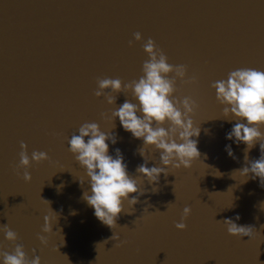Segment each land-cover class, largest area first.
I'll use <instances>...</instances> for the list:
<instances>
[{
    "label": "water",
    "instance_id": "1",
    "mask_svg": "<svg viewBox=\"0 0 264 264\" xmlns=\"http://www.w3.org/2000/svg\"><path fill=\"white\" fill-rule=\"evenodd\" d=\"M135 32L143 39L129 47ZM149 37L170 64L187 65L186 79L197 78L191 85L177 80L174 96L198 104L192 119L200 135L193 139L201 156L190 168L161 174L158 184L136 172L144 163L138 152L143 140L125 131L119 118L113 128L100 115L110 117L125 99L138 101L131 92L112 93V105L94 95L97 77L127 83L142 75ZM238 68L264 71V0H0V225L16 231L15 243L29 259L39 255L41 264H264V187L259 178L240 174L247 146L226 139L236 121L223 117L211 86ZM84 122L117 135L116 144L107 141L109 154L121 150L144 191L136 204L123 202L114 229L82 198L85 190L91 194L90 178L68 141ZM21 141L29 157L44 151L50 158L31 162L30 182L23 168L16 171ZM229 144L236 159L225 151ZM146 152L148 166H160L159 151ZM260 155L257 143L248 156ZM185 206L192 211L179 230ZM45 215L48 233L42 231ZM229 218L254 226V238L230 235L222 222ZM113 233L127 243L116 247ZM14 248L0 231V251Z\"/></svg>",
    "mask_w": 264,
    "mask_h": 264
},
{
    "label": "clouds",
    "instance_id": "2",
    "mask_svg": "<svg viewBox=\"0 0 264 264\" xmlns=\"http://www.w3.org/2000/svg\"><path fill=\"white\" fill-rule=\"evenodd\" d=\"M133 37V40L128 41L129 47L143 39L140 32L133 33ZM143 49L149 58L143 62L142 75L138 79L124 83L120 78L97 77V89L94 95L104 96L107 104L112 105L116 104L117 100V96L112 93L131 92L138 101L133 103L125 99L122 105L111 111L110 117L107 113L100 115L102 119H111L113 128H115V120L119 118L125 131L130 132L134 138L143 140V146L138 152L144 158V163L137 166L136 172L149 183L158 184L161 174L167 176L169 169L190 168L192 162L201 156L197 147L198 140L193 139L200 135V128L194 127L192 119L198 104L190 96L182 98L174 96L178 91L177 80L181 84L191 85L197 83V78L193 75L186 79L187 65L170 64L168 56L151 37L143 44ZM211 86L216 90L217 101L223 106V117L227 120H233L229 117H234L236 121L226 133V139L234 140L237 145L244 143L247 146L244 149L245 166L238 169L240 174L247 177L251 174L252 179L259 178L260 185L264 187V132L260 130L261 126H264V71L255 68H238L230 71L227 79L215 81ZM109 89L111 91H106ZM107 141L116 144L117 135L113 131H102L97 122H84L79 126L78 134L74 132L68 143L69 151L90 178L88 183L91 194L85 190L82 198L94 208L97 219L114 229L117 226L116 221L124 211L123 202L136 204L144 191H140L137 179L129 174L121 150L116 148L115 156L109 154ZM257 143L261 155L258 159L250 160L248 153ZM148 147L159 151L160 166H148L149 159L146 152ZM20 148V160L16 171L19 175V169L23 168V179L30 182L32 176L27 169L31 162L39 163L50 158L44 151H33L29 157L28 145L23 141L20 142ZM225 151L236 159L230 144L225 145ZM79 181L81 185L85 182L83 179ZM157 190L153 188L154 192ZM131 193L137 195L129 198ZM191 211L190 206L183 208L181 219L175 225L177 229H186L187 225L184 221ZM236 219H240L239 215ZM44 221L42 231L51 232L50 217L45 215ZM222 222L227 226L230 235L249 239L256 235L254 226L238 225L230 218ZM0 231L4 232L6 240L15 244L12 252L0 251L3 264H41L39 255L29 259L24 245L15 243L19 239L18 233L8 224L0 225ZM38 239L42 244L47 245L46 236L38 234ZM110 239L118 241L116 247L127 243V240H120L116 233H113ZM33 252L35 253V249Z\"/></svg>",
    "mask_w": 264,
    "mask_h": 264
}]
</instances>
